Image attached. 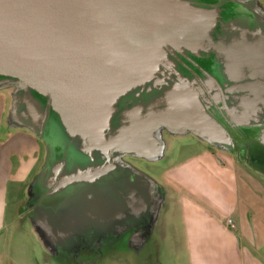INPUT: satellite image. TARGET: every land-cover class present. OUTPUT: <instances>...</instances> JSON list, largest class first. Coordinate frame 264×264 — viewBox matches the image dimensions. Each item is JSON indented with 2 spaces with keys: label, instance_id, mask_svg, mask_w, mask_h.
Instances as JSON below:
<instances>
[{
  "label": "water",
  "instance_id": "1",
  "mask_svg": "<svg viewBox=\"0 0 264 264\" xmlns=\"http://www.w3.org/2000/svg\"><path fill=\"white\" fill-rule=\"evenodd\" d=\"M215 1L0 0V90L17 89L15 116L50 156L31 199L38 188L43 197L95 190L122 169L147 181L155 198V182L121 160L158 158L160 129L227 149L235 146L227 127L264 135V96L254 93L260 79L253 82L264 73V13L247 0ZM226 4L249 12L258 29L224 20ZM211 57L222 81L179 70L183 60L200 68L195 59ZM41 217L33 226L59 243Z\"/></svg>",
  "mask_w": 264,
  "mask_h": 264
},
{
  "label": "crops",
  "instance_id": "2",
  "mask_svg": "<svg viewBox=\"0 0 264 264\" xmlns=\"http://www.w3.org/2000/svg\"><path fill=\"white\" fill-rule=\"evenodd\" d=\"M247 1L264 13V0ZM201 142L197 152L173 163L155 182L158 256L165 264H264V169L236 157L237 141L233 149ZM45 155L44 140L15 116L13 95L0 90V264H25L26 251L15 252L12 245L24 231L19 221L27 220L24 206Z\"/></svg>",
  "mask_w": 264,
  "mask_h": 264
},
{
  "label": "flooded vegetation",
  "instance_id": "3",
  "mask_svg": "<svg viewBox=\"0 0 264 264\" xmlns=\"http://www.w3.org/2000/svg\"><path fill=\"white\" fill-rule=\"evenodd\" d=\"M196 4L201 6H209L217 3L215 0H193ZM223 8L226 12L223 13L224 20H240L243 24L248 25L247 28L250 30H257L260 25L258 21L254 20L249 12L233 11L231 5L226 4ZM241 24V27L244 25ZM183 60L179 64V70L181 73L188 77H194L197 75H202V70L210 72L215 75L220 81V75L216 74L214 59H195L199 64L200 68L195 67L192 63ZM185 64L187 66H185ZM260 79V80H258ZM253 80V79H252ZM258 80V83H257ZM256 84L255 95L264 96V73L257 74L256 78L253 80ZM221 120V119H220ZM221 122H223L221 120ZM234 141L239 144L236 146L234 153L248 158L260 167V164L264 163V147L261 146L259 138L262 133V128H230L227 127ZM264 138V137H263ZM47 154V158H49ZM63 159L67 160L68 164L65 167L67 171L73 169L74 162L71 161L72 154H65L62 156ZM61 157V158H62ZM48 159L46 160V162ZM80 166H85L83 162H79ZM264 167V166H263ZM65 170V171H66ZM118 172V171H117ZM136 177L131 175L130 172L122 169L118 173L112 174L105 177L103 181L96 184V189L92 190L88 186H78L67 188L64 192L59 193L57 196L53 197H43L40 195L39 188L37 189V200L31 199V205L35 208L31 209V213H36V208L41 209L43 212H47L49 215L53 214L59 216V213L63 209H71L75 205L86 204L88 206L85 210L97 207V204L102 203L108 211V215L105 217H97L92 222L88 219L84 221L85 226L70 229L71 239L77 243V246L84 250H92L98 247L99 241L105 240L106 238L114 237H124L128 236L133 243H138L142 245L146 241V235L153 230V218L152 210L153 200L158 198V194L155 193V198L153 197V190L148 186L147 190L137 187ZM108 188L111 190L110 194L105 197V190ZM113 190L119 195L118 199H114ZM158 193V191H157ZM101 194L103 196H101ZM92 197V199L90 198ZM89 197L90 202L78 203V200H82ZM36 198V197H35ZM78 199V200H77ZM79 201V202H80ZM43 205V206H42ZM37 206V207H36ZM81 206V205H80ZM80 209H82L80 207ZM83 210V209H82ZM84 213V212H83ZM55 229L58 233L62 229L61 222L55 217ZM150 235V234H149ZM68 236V238H69Z\"/></svg>",
  "mask_w": 264,
  "mask_h": 264
},
{
  "label": "rangeland",
  "instance_id": "4",
  "mask_svg": "<svg viewBox=\"0 0 264 264\" xmlns=\"http://www.w3.org/2000/svg\"><path fill=\"white\" fill-rule=\"evenodd\" d=\"M9 90L10 93L15 97L17 89L15 87L5 88ZM157 136L161 138V141L168 142V147L158 146V158L152 160L146 159L144 157H125L121 161L131 165L133 168L139 172L146 175L148 178L146 180H151V182L158 181V175L165 174L171 167L173 163H178L181 160H184L192 156L195 152L200 149V146H203L200 141H205L200 139L194 134H172L166 129H160L157 132ZM264 135L261 133L259 138V143L264 147ZM174 143L171 145L170 143ZM185 147V148H184ZM45 162L47 160V147L45 146ZM165 154L172 155V158L169 160L163 159ZM236 157L238 155L236 154ZM159 159V161H158ZM163 159V160H162ZM159 162V163H158ZM249 164V162H248ZM250 165V164H249ZM252 166V165H251ZM264 163L260 164V169H264ZM253 167V166H252ZM254 168V167H253ZM263 177V176H262ZM142 179V178H141ZM137 180V179H136ZM264 181V178L261 179ZM147 181L137 180L134 184L137 187L141 188ZM105 190V197L109 194L111 196V190L108 188ZM18 194L13 195L12 201L14 202L16 208L21 206L15 203V198ZM101 196H103L101 194ZM114 199H118L119 195L113 190ZM92 199V197H90ZM78 200V199H77ZM90 202L89 197L82 199L80 202ZM31 200L28 198L26 207L24 206V211H26V221H19L20 229H24L20 235V239L14 242L12 248L15 252L23 253L26 251L27 256L21 260L25 264H165L162 262V258L158 256V207L154 213V217L157 218L156 223L153 225V230L148 233L145 237L147 238L142 245L138 243H133L128 236L124 237H110L105 240L99 241L97 248L90 250H84L77 246V243L74 242L70 235V229L72 227L79 228L84 227L86 219L91 222L97 217H105L108 215L107 208L97 204L95 208H89L84 211L88 206L86 204L75 205L72 209H63L59 213L58 219L57 216L54 217L59 220L62 224V229L58 235L55 230V219L53 214L49 215L47 212H43L41 209L42 216L40 219L43 222L47 223V227L56 234L59 239V243H53L48 239V236L41 231H44L45 226H40L38 230L31 225L39 219V216L35 213H31V209L34 208L30 204ZM43 206V205H42ZM80 207L83 209H80ZM84 212V213H83ZM87 222V221H86ZM14 232H17L15 228H11ZM41 230V231H40ZM20 231V230H19ZM150 234V235H149ZM35 236V237H34ZM69 236V238H68ZM22 237V238H21ZM17 244V245H16ZM16 245V247H15ZM18 249V250H17Z\"/></svg>",
  "mask_w": 264,
  "mask_h": 264
},
{
  "label": "built area",
  "instance_id": "5",
  "mask_svg": "<svg viewBox=\"0 0 264 264\" xmlns=\"http://www.w3.org/2000/svg\"><path fill=\"white\" fill-rule=\"evenodd\" d=\"M227 225L233 230H235L237 228L236 223L234 222L233 219H228L227 220Z\"/></svg>",
  "mask_w": 264,
  "mask_h": 264
}]
</instances>
